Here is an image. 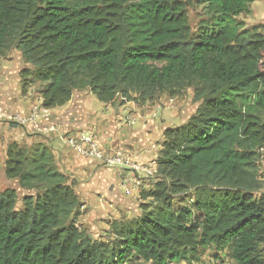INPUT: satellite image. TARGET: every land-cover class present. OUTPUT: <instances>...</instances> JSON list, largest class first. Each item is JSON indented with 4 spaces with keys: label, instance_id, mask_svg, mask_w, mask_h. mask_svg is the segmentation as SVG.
Wrapping results in <instances>:
<instances>
[{
    "label": "trees",
    "instance_id": "1",
    "mask_svg": "<svg viewBox=\"0 0 264 264\" xmlns=\"http://www.w3.org/2000/svg\"><path fill=\"white\" fill-rule=\"evenodd\" d=\"M256 1L0 0V57L19 52L43 109L80 91L143 106L192 89L198 103L163 130L150 203L113 221L109 242L76 226L83 205L51 148L10 142L3 176L21 196L0 191V264H192L205 250L264 264V36L237 20Z\"/></svg>",
    "mask_w": 264,
    "mask_h": 264
},
{
    "label": "crops",
    "instance_id": "2",
    "mask_svg": "<svg viewBox=\"0 0 264 264\" xmlns=\"http://www.w3.org/2000/svg\"><path fill=\"white\" fill-rule=\"evenodd\" d=\"M20 66L19 62L0 64V171L4 172L5 151L10 142L43 143L53 151L59 170L75 182V192L87 209L101 208L109 212L108 209L113 210L112 203L134 198L139 189L135 188L130 171L110 170L84 160L64 139L79 131H91L106 150H122L145 165L158 156L157 143L163 141L161 133L165 125L157 128L153 122L142 121L144 116L140 112L146 109V104L135 107L132 102L119 110L116 105L112 110L111 106L100 103L99 108L104 112L95 119L96 113L89 108L95 97L88 91L73 93L62 107L43 110L40 95L35 94L33 86L22 90L18 75ZM124 114L126 117L121 121ZM134 117L140 119L138 128H133ZM140 178L142 183L150 179L143 173ZM119 189L123 190L121 194Z\"/></svg>",
    "mask_w": 264,
    "mask_h": 264
},
{
    "label": "rangeland",
    "instance_id": "3",
    "mask_svg": "<svg viewBox=\"0 0 264 264\" xmlns=\"http://www.w3.org/2000/svg\"><path fill=\"white\" fill-rule=\"evenodd\" d=\"M263 11L264 0H257L256 2L249 5V14L240 15L239 17H237V20L242 22L245 28L258 27L259 31L264 36V21L261 20L264 18ZM189 20L191 27L193 29H196L198 20L192 12L189 13ZM17 62H19L21 65L20 68H18L20 71L25 65L21 60L19 52L15 51L14 49H11V51L4 57H0L1 65L7 63L9 65H14ZM33 87L35 94H39L41 86L39 84H36L33 85ZM125 104H127V102L118 100L115 104L109 106H111L113 110L115 109L116 105L117 110H119ZM99 105L100 102L96 98H94V101L90 104L89 107L90 111H94L96 113L95 119L100 118L102 113L104 112L99 108ZM133 105L135 107L141 106L137 105L136 103H133ZM145 106L146 109H143L140 112L143 113L144 116V119L142 121H149L151 124L153 122V125H155L157 128H159L162 124H164L166 128H173L184 124L195 113L198 103H195L193 101L192 89H186L181 96L175 98H170L167 94H159L152 101L146 103ZM151 111H153V113ZM256 116L261 120H264V115L262 113H256ZM122 117L123 118L120 119L121 121L124 120L126 115L124 114V116ZM132 119H134V122L136 123L134 124L133 128H138L140 119L138 117H134ZM161 137L163 140L162 133ZM162 142L157 143V145L159 146V150L161 149ZM158 154L159 151L157 152V155ZM257 169L258 178L263 183L261 194L264 195V149L258 151ZM150 179H147L142 184L134 198H129L128 200L122 198L120 203H112L113 210L108 209L110 210L109 212H103L101 208H92V210H89L87 209L86 204H84L80 211V216L76 221V226L79 230L85 232L90 237V239L94 241L109 242L112 238V235L110 234V225L111 223H113V221L129 220L137 217L141 213L140 205L150 203L149 199L143 200L140 197V194L142 192L151 190L155 182L158 180L156 174L153 175V177H151ZM6 188H15L17 190L18 197L20 198L21 193L16 187V182L6 180L3 176V172L0 171V191ZM122 192L123 190L119 189V194H121ZM190 203L191 202L189 201V199H186L183 202V205L189 206ZM262 248L264 249V244ZM126 264L149 263L138 260H131L126 262ZM192 264H232V262L227 257L225 252L216 254L212 250H205L202 253L199 261Z\"/></svg>",
    "mask_w": 264,
    "mask_h": 264
},
{
    "label": "built area",
    "instance_id": "4",
    "mask_svg": "<svg viewBox=\"0 0 264 264\" xmlns=\"http://www.w3.org/2000/svg\"><path fill=\"white\" fill-rule=\"evenodd\" d=\"M50 130H53V128H50ZM64 141L78 157L84 160L94 161L110 170L130 171L134 176L133 184L136 189H139L143 184L140 178L141 173L149 178L156 174V161L158 156L153 158L149 163L142 165L137 161L136 157L129 155L127 152L119 149L112 151L106 150L96 135L91 131H79L70 137H66Z\"/></svg>",
    "mask_w": 264,
    "mask_h": 264
},
{
    "label": "water",
    "instance_id": "5",
    "mask_svg": "<svg viewBox=\"0 0 264 264\" xmlns=\"http://www.w3.org/2000/svg\"><path fill=\"white\" fill-rule=\"evenodd\" d=\"M118 106V105H117ZM72 218V217H71ZM71 218H70V220H69V222H68V224L71 222Z\"/></svg>",
    "mask_w": 264,
    "mask_h": 264
}]
</instances>
